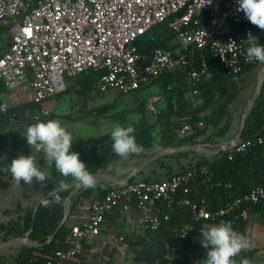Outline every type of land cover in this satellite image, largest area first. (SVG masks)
<instances>
[{
    "label": "built area",
    "instance_id": "1",
    "mask_svg": "<svg viewBox=\"0 0 264 264\" xmlns=\"http://www.w3.org/2000/svg\"><path fill=\"white\" fill-rule=\"evenodd\" d=\"M238 6L239 0H0V22L12 26L9 49L0 56V89L9 93L29 82V101L34 105L10 113L9 104L0 94V124L4 116L11 124L47 120L53 112L48 102L67 91V77L88 70L101 73L96 90L102 95L109 91L128 95L142 91L164 75L192 66L189 56L199 49L210 52L228 76L237 78L246 67L260 63L247 59V34L251 32L264 46L260 28L238 12ZM166 21L181 40V47L174 51L156 48L148 63L139 65L136 41ZM208 76L204 61L188 73L193 97L200 95L201 83ZM155 103L156 99L149 102L152 111H156ZM230 145H220L219 149L231 153L232 159L234 153L264 148V136ZM208 173V166L195 165L160 181L103 185L107 190L104 197L90 202L86 207L88 217L71 226L69 247L55 251L46 264H88L86 240L100 234L106 216L119 207L136 209L144 231H148L160 224L159 210L154 209L157 203L171 209L186 206L193 212V222L206 223L207 230L221 222H231L235 228L249 219L243 205L264 203L262 186L216 210H211L205 200L179 196L181 191L189 192L196 178ZM192 229L193 225L184 224L180 239L185 240ZM177 249L171 251L170 264H174Z\"/></svg>",
    "mask_w": 264,
    "mask_h": 264
},
{
    "label": "trees",
    "instance_id": "2",
    "mask_svg": "<svg viewBox=\"0 0 264 264\" xmlns=\"http://www.w3.org/2000/svg\"><path fill=\"white\" fill-rule=\"evenodd\" d=\"M0 28V33L8 34L11 32L12 26L11 24H6ZM260 35L261 41L264 44V30L260 29ZM9 46L10 43L6 45V50L4 52L9 49ZM136 46L141 56L139 65L142 66L148 63L154 49L165 48L176 50L181 46V43L177 35L170 31L168 21H166L154 26L147 34L141 36L136 41ZM2 54L0 52V56ZM189 58L193 62L192 66H188L184 71L164 75L152 83L159 84L162 91L168 94L169 97L174 96V92L168 89L169 86L175 83L182 85V88L176 93L177 99H179L182 104L180 107L181 109H177L176 111L178 114L176 122L173 124H171L170 121L163 123L164 127L159 138L156 137L155 131L152 128L147 130L141 128L136 133L132 134L135 136L136 142L142 145L143 149L155 147L167 149L170 147H180L184 144H196L197 140L204 136L205 142L216 143L215 137H225L230 131L231 126L227 125L224 130H220L217 134H208V126L202 129L196 127L194 132L187 135H182L177 132V129L183 126L182 124H192L194 123V119L198 117L199 110L193 109L187 99H185L188 94V73L193 68H200L204 61L207 63L208 71L211 74L201 87V97L204 99L205 106L211 105L216 95L226 94L231 83L230 77L227 75L224 66L219 63L210 52L197 49L195 50L194 56H189ZM253 66L254 65L246 67L244 72L251 69ZM100 77L101 73L91 70L85 71L77 77H67V84L70 79H77L80 91H73L68 87L64 94L72 91L78 94L94 91L96 90V85ZM3 93H5V90L0 89V94L3 95ZM33 106L34 105L30 101L25 100L16 105H9V112L13 113ZM159 109L161 110V107H159ZM168 109L173 110L174 108L169 104ZM164 111L165 109L159 111L160 117L163 116L162 113ZM51 117L52 115L45 121H48ZM179 118L182 121H180ZM13 124L9 122L7 117H1L0 132ZM258 136H264L263 89L259 102L248 117L243 131L244 138L248 139ZM220 145L221 144L216 143L215 146L219 148ZM72 151L79 153L80 160L86 164L88 170L92 174L101 171L108 163L120 159L112 150L110 133L92 141L73 145ZM188 155L189 153H181L169 156L187 157ZM230 155L231 153L228 151H221L212 159H208L205 155H200V160H198L195 165L208 166L209 173L196 178L189 185V192L184 194L181 191L179 196L188 197L193 201L205 200L211 210H216L226 206V204L234 198L247 194L255 187H264V148L255 147L248 150L246 153H234L232 159H229ZM38 161L41 165H46L42 153ZM8 164L9 163H0V170L2 169L5 175L11 176V173L5 170ZM50 168L51 185L57 186L59 181L65 178L55 169L54 165ZM173 174L175 173L169 171L164 177L155 175L152 177H145L142 180L149 182L160 181ZM131 181L133 182L135 180L132 179ZM67 182L72 185L70 177L67 178ZM75 186L76 185H72L67 191L61 193L62 203L60 204H53L45 208L39 203L34 215L28 217L21 228L19 220L9 222L10 224H0V228L8 232L10 231L11 233L14 232L13 235L9 233L7 236L18 238L25 236V234L29 232V239L39 244V246L36 247L22 245L16 257L12 260L0 257V264H46L47 260L55 251L69 247L71 229L69 221L59 230L50 243H47V240L53 235L54 231L62 222L64 217V202ZM106 192L107 190L103 188V185L89 189L82 188L72 198L71 215L81 198H85L87 202L90 203L96 199L103 198ZM242 207L247 209L249 213H264V203L256 206L243 205ZM154 209L159 210L160 224L156 230L144 231L143 234L137 236L134 241H130L131 246L134 248V256L131 264H170L171 251L176 247H178V249L174 251V264H202L207 257L208 249L201 245L200 233L205 229L207 224L202 221L193 222V212L186 206H174L171 209L165 203L159 202L155 205ZM107 217L108 215L106 218ZM247 223L248 221H241L233 229L246 237ZM184 224L193 225V229L189 232L185 240H181L179 235ZM8 239L9 237H6L4 240L7 241ZM257 252L256 249H250L247 253L241 251L233 258L235 264H264V261L256 258Z\"/></svg>",
    "mask_w": 264,
    "mask_h": 264
},
{
    "label": "rangeland",
    "instance_id": "3",
    "mask_svg": "<svg viewBox=\"0 0 264 264\" xmlns=\"http://www.w3.org/2000/svg\"><path fill=\"white\" fill-rule=\"evenodd\" d=\"M6 24L5 22H0V27ZM10 40L11 32L8 34L0 33L1 53L6 50V45L10 43ZM263 66L264 64L262 63L257 64L252 70L248 71L247 74L232 83L228 87V92L226 94L216 95L213 103L209 106H205L204 99L201 96L196 98L188 93L185 99H187L193 109L199 110L198 117L194 119V123L192 124H182L183 126L177 129V132L180 133L182 129L188 127L184 133H180L182 135H187L194 132L196 127L202 129L208 126V134H217L220 130H224L227 125L233 126L236 131L239 128L243 112L247 109L251 98L256 92L259 74ZM74 80L76 83L77 79ZM76 85L78 84L74 86ZM263 86L264 85H262L261 92L262 89L264 90ZM181 88L182 85L179 83L169 86L168 89L174 92L173 97H169L168 94L163 92L161 86L157 83L144 88L140 92L128 95H121L115 91H109L103 95L98 90H95L93 93L91 91L83 94H74L72 91L55 103V114L51 120L61 121L62 126L71 133L73 138L72 146L92 141L100 136L111 133L113 126L117 123L125 127L129 125L133 126L135 129L134 133L141 128L145 130L152 128L155 131L156 137L159 138L164 127L163 123L170 121V123L173 124L177 120L178 114L176 111L177 109H181L182 103L177 99L176 93ZM10 93L16 99L7 97L8 104L14 105L18 100H21V88ZM27 96L31 98V94ZM24 97L26 96L24 95ZM152 99H159L156 103L157 105L155 104L158 111L165 109L162 113V117H160L158 111L155 112L151 110L149 102L152 101ZM259 99L260 96L257 104ZM169 104L173 106V110L168 109ZM159 107H161V110ZM180 121L182 120L180 119ZM29 125L31 124L17 122L0 132V163L11 164V161L21 154L24 156L32 154L31 146L27 144L26 139L23 137ZM214 139L217 141L216 143H219L223 141L224 137H215ZM33 155L40 170L44 171L50 178L51 168L47 165L38 163L41 153L33 152ZM135 157L137 161L141 159L137 154H133L127 159L120 157L121 159L108 163L100 172L125 177L131 173L135 165L133 161ZM0 171H2V169ZM133 179L136 181L143 179V177L142 175H138ZM106 183L105 181H101L96 183V186L105 185ZM24 186L30 187L31 185L24 184ZM249 218L251 225L248 230L247 239L250 241L251 246L243 250V253H247L251 249L252 242L257 240L258 234H261V230L264 227V213H256ZM2 221H5V219L0 217V222ZM19 225L21 228L22 224L19 223ZM9 233L10 235L14 234V232L11 233L10 231L8 232L0 228V243L4 242L6 237H9L8 240L14 238L12 236H7ZM259 239L261 240L258 241V246L263 249V252L261 255H257V259L264 261V235L260 236ZM18 245L19 244H15L10 247L0 248V257H6L4 255L11 256ZM122 258L125 261L124 264H128L129 260H132V254Z\"/></svg>",
    "mask_w": 264,
    "mask_h": 264
},
{
    "label": "clouds",
    "instance_id": "4",
    "mask_svg": "<svg viewBox=\"0 0 264 264\" xmlns=\"http://www.w3.org/2000/svg\"><path fill=\"white\" fill-rule=\"evenodd\" d=\"M237 11H242L247 19L264 30V0H239ZM246 42L249 44L246 56L248 60L255 59L264 64V46L258 42V38L251 32L247 34ZM235 44V42H232ZM133 126H122L117 123L110 133L112 150L123 159L133 154L142 152L143 147L136 142L132 135ZM27 144L32 148L29 156L19 155L8 164L6 171L11 173L15 183L23 180L26 185H32L33 180L42 186L49 177L40 170L33 152L42 153L48 167L54 165L55 169L65 179H61L57 186L50 191L40 203L47 208L53 204L62 203L61 193L67 191L70 186L78 185L85 189L96 186L95 176L88 170L86 164L79 158V153L72 151L73 138L59 120L37 121L28 126L25 136ZM71 178L72 185L67 182ZM201 245L208 249L207 257L202 264H235L234 257L241 251L250 248V241L236 232L231 222H221L213 225L200 233Z\"/></svg>",
    "mask_w": 264,
    "mask_h": 264
},
{
    "label": "crops",
    "instance_id": "5",
    "mask_svg": "<svg viewBox=\"0 0 264 264\" xmlns=\"http://www.w3.org/2000/svg\"><path fill=\"white\" fill-rule=\"evenodd\" d=\"M179 41L182 45V42L180 39ZM256 65L257 64H255L252 68H254ZM252 68L243 72L237 78L229 76L230 82H231L230 85L236 82L239 78L243 77L245 74H247V72L252 70ZM210 76L206 77L202 81L200 89L203 83ZM152 83L150 85H152ZM75 84H77V81L75 83L74 79H70L68 81V87L71 88L73 91L78 92L80 87L79 85L74 86ZM262 85H264V83ZM93 92H95V90L92 91V93ZM73 93L75 94V92ZM188 93L191 95L189 84H188ZM28 94L29 96L31 94L30 88H29V82L25 83L21 87V95H20L21 100H18L16 104L22 101H25V100L29 101L30 97L27 96ZM24 95L26 97H24ZM64 95L57 96L53 98L51 101H49V105L52 107V110H53L52 117L49 120H51L55 114V111H54L55 103H57ZM2 96L6 102H7V97L11 99L12 98L16 99L13 95H11L10 92L9 93L5 92L3 93ZM199 96H201V92ZM158 100L156 99V103ZM157 111L158 110L156 108L155 112ZM234 129L235 128L231 126L230 131L226 134L223 141L219 142V144L221 145L230 144L235 138L239 130V128L236 131ZM204 139H205V136L199 138L196 144H184L183 146L203 145L204 147L203 150L205 152L207 151L206 153L186 151V152H177V153L169 154V155H176V154H181V153H189L187 157H175V156H169V155L163 156L157 159L156 161H154L153 163H151L150 165H148L139 175H142L143 178L152 177L155 175L164 177V175H166V173H168L169 171H171V173H178V172L186 170L192 165H195L196 162L200 160V155H205L208 157V159H212L215 155L219 154L216 152L219 148L215 146L216 143L205 142ZM183 146H180V147H183ZM170 148H176V147H170ZM170 148H167V149H170ZM164 150L166 149L160 148V147L143 149L142 152L138 154L141 157L139 161H137L136 157L133 158V161L135 162L134 167L142 164L148 158L158 153H161ZM24 184H25L24 181H21L20 184L15 183V181L12 179V176L5 175L4 171H0V217L5 219V221H2L0 223H8V222L19 220V222L24 225L26 222V219L34 215V213L36 212L39 206L40 201L43 198H45L47 194L50 191H52L55 187L54 185H51V176L49 178V181L46 180L43 186L39 182H37L35 178L30 187H25ZM106 184H110V183H106ZM88 204L89 202H87L85 198H81L80 202L77 204L76 208L74 209L73 214L69 217L68 221L71 226L80 223L81 221L85 220L88 217V213L86 211V207ZM249 214H250L249 215L250 217L251 215H254L256 213H249ZM247 221L248 223H247V229H246V238L248 237L247 236L248 230L251 225L250 218ZM263 231H264V227L261 230V234H258L257 240L252 242L251 249H256L258 251L257 252L258 256L261 255L263 252V249H261L260 246H258L259 244L258 241L261 240L259 239L260 236L264 235ZM143 232H144V229L142 225V218L136 209L125 211L122 207L117 208L112 214L108 215V217L106 218L105 225L101 233L98 235H92L86 240V243H85L86 256L85 257H86L88 264H124L125 261L122 257L131 255V254H132V259H133L134 248L131 246L130 241L131 240L134 241V239L137 236L142 235ZM25 237L29 238V232L26 233ZM17 244L19 245L13 251V254L11 256L4 255L6 256L4 257V259L9 258L12 260L13 258L16 257L22 245H25L23 243H17ZM257 255H256V258H257ZM131 263H132V260H129L128 264H131Z\"/></svg>",
    "mask_w": 264,
    "mask_h": 264
},
{
    "label": "water",
    "instance_id": "6",
    "mask_svg": "<svg viewBox=\"0 0 264 264\" xmlns=\"http://www.w3.org/2000/svg\"><path fill=\"white\" fill-rule=\"evenodd\" d=\"M263 82H264V66H263V68H262V70H261V72L259 74L258 86H257L256 92L253 95V97L251 98L247 109L242 114L238 133L236 134V136L233 139V141L230 143L231 145L238 144L244 139L243 131H244V128H245V123H246L248 117L251 115L252 111L256 107L258 98H259V96L261 94V88H262ZM203 149H204L203 145H190V146H183V147H176V148L166 149V150L162 151L161 153H158V154L148 158L142 164L133 167L132 170H131V173L128 176L124 177V178H122L119 175H111V174H108V173H105V172H100V171L95 173V174H93V175L95 176L96 183H99L101 181H105V182L110 183V184L126 183V182L131 181L134 177L138 176L148 165H150L151 163H153L154 161H156L157 159H159V158H161L163 156H166V155H169V154H173V153H177V152H186V151H188V152L206 153L207 151L205 152ZM221 151H222L221 149H218L216 152L220 153ZM82 188H84V187L76 185L74 187V189L72 190V192L69 194V196L66 198V200L64 202V217H63V220L59 224L57 229L54 231L53 235H51L49 237V239L47 240V243H50L55 238V236L59 232V230L68 222L69 217L71 215V201H72V198ZM17 243H23V244H25L26 246H29V247L39 246L38 243L32 241L28 237H18V238H13V239L1 242L0 243V248L9 247V246L15 245Z\"/></svg>",
    "mask_w": 264,
    "mask_h": 264
}]
</instances>
